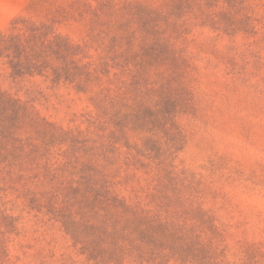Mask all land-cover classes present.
I'll use <instances>...</instances> for the list:
<instances>
[{
    "label": "rangeland",
    "instance_id": "1",
    "mask_svg": "<svg viewBox=\"0 0 264 264\" xmlns=\"http://www.w3.org/2000/svg\"><path fill=\"white\" fill-rule=\"evenodd\" d=\"M0 40L2 91L45 40V216L0 264H264V0H0Z\"/></svg>",
    "mask_w": 264,
    "mask_h": 264
},
{
    "label": "trees",
    "instance_id": "2",
    "mask_svg": "<svg viewBox=\"0 0 264 264\" xmlns=\"http://www.w3.org/2000/svg\"><path fill=\"white\" fill-rule=\"evenodd\" d=\"M34 34L32 40L36 42L41 35ZM11 38L4 40L11 45ZM4 40H0V44ZM14 50V57L6 56L10 69L6 75L10 80L9 89H0V202L10 198L9 207L2 209L5 204L0 206V224L6 233L18 236L17 225L32 212L45 216V116H40L34 106L41 93L30 88L24 90L21 85L27 76L45 77V40H41L39 46L21 48L15 45ZM40 97L45 104V94ZM33 139L40 144H34ZM39 151L41 175L37 172L31 176L30 168L36 160L33 154ZM37 181L39 195L34 190ZM8 211L11 214H7Z\"/></svg>",
    "mask_w": 264,
    "mask_h": 264
}]
</instances>
